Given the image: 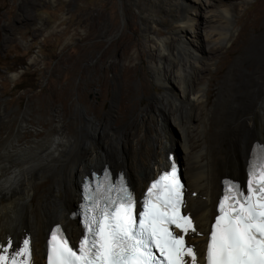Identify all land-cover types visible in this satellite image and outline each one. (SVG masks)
<instances>
[{
    "label": "bare ground",
    "instance_id": "1",
    "mask_svg": "<svg viewBox=\"0 0 264 264\" xmlns=\"http://www.w3.org/2000/svg\"><path fill=\"white\" fill-rule=\"evenodd\" d=\"M173 5L169 10L178 25L175 27L178 34L173 37L162 35L156 25L154 33L150 32L149 24H155L152 11L147 8L142 13L148 69L163 92L153 97L150 113L132 122L144 127L125 137L124 148L112 150L101 142L97 151L91 150L87 131L77 136L68 131L62 120L67 115L65 110L61 118L51 120L42 135L37 131L35 139L22 141L29 123L25 113L16 121V112L8 117L10 113L0 110V243L11 239L15 245L28 238L31 264H44L46 239L54 226H59L69 241L78 240L81 230L72 213L80 204L82 178L91 168L100 170L107 165L121 171L131 189L141 194L147 181L168 166L167 153L173 146L177 147L176 158L182 153L185 159L181 167L186 180L184 210L195 227V232L187 233L186 244L194 248L197 264H203L204 242L222 179L236 178L233 180L243 182L252 144L264 143V93L259 80L264 71V45L258 58L262 67H255L249 73L254 81L246 86L239 101L225 96L237 60L233 58L217 86L210 109L209 89L207 81H202V74L209 66L207 55L217 53L221 48L218 44L230 39L236 4L233 0H175ZM177 8L182 12L174 13ZM188 10L193 14L189 15ZM167 21L162 22L173 30ZM199 23L205 25L203 34ZM183 32L192 40L182 35ZM208 44L212 45L206 47ZM248 45L249 39L243 38L239 53ZM144 85L142 81L141 87ZM135 92L130 70L125 69L123 96L131 98ZM108 112L111 117V106ZM4 118L6 125L2 124ZM86 119L87 130L89 126L97 129L98 120ZM196 122L201 126H195ZM159 132L164 133L156 142L153 139Z\"/></svg>",
    "mask_w": 264,
    "mask_h": 264
},
{
    "label": "rangeland",
    "instance_id": "2",
    "mask_svg": "<svg viewBox=\"0 0 264 264\" xmlns=\"http://www.w3.org/2000/svg\"><path fill=\"white\" fill-rule=\"evenodd\" d=\"M174 2L0 0V110L10 113L8 117L16 112V121L25 113L29 123L22 133V141L35 139L37 131L42 135L51 120L61 118L65 110L67 115L62 120L68 131L73 136L87 131L91 150L97 151L101 142L112 150L124 148L125 137L144 127L132 122H138L142 115L150 113L153 97L163 92L148 69L142 13L147 8L152 11L155 24H149L150 32L154 33L153 26L156 25L162 35L173 37L178 34L175 31L178 25L173 22L169 10V6L174 7ZM233 3L236 9L230 39L218 44L221 48L217 53L207 55L209 66L202 74V81H207L209 89L210 109L217 86L233 58L238 61L234 63L225 96L234 101H239L246 86L253 83V75L249 73L261 66L258 58L264 45V0H233ZM175 12L179 14L182 10L177 8ZM187 12L193 14L192 10ZM164 20L174 29L167 28ZM199 25L203 34L205 25ZM182 35L192 40L188 33ZM243 38L249 39V45L239 53L238 46ZM125 69L130 70L136 90L131 98L123 96ZM259 80L263 83L261 91L264 93V71ZM142 81L145 82L143 87ZM110 106L113 109L111 117L108 116ZM87 117L99 121L97 129L89 126L87 130ZM2 124L6 125L7 119L4 118ZM194 124L201 126L197 122ZM16 125L12 126L13 132ZM163 133L159 132L153 140L158 142ZM173 147L170 151L176 156L177 147ZM177 157L183 167L182 153Z\"/></svg>",
    "mask_w": 264,
    "mask_h": 264
},
{
    "label": "snow or ice",
    "instance_id": "3",
    "mask_svg": "<svg viewBox=\"0 0 264 264\" xmlns=\"http://www.w3.org/2000/svg\"><path fill=\"white\" fill-rule=\"evenodd\" d=\"M84 199L78 247L70 245L59 226L52 228L47 264H197L194 248L185 241L195 227L182 213L183 187L175 164L151 182L142 201L123 183L102 182ZM205 261L264 264V156L251 164L246 192L226 184L210 226ZM0 264H31L29 239L0 243Z\"/></svg>",
    "mask_w": 264,
    "mask_h": 264
},
{
    "label": "water",
    "instance_id": "4",
    "mask_svg": "<svg viewBox=\"0 0 264 264\" xmlns=\"http://www.w3.org/2000/svg\"><path fill=\"white\" fill-rule=\"evenodd\" d=\"M177 162L180 164V159L179 158H176Z\"/></svg>",
    "mask_w": 264,
    "mask_h": 264
},
{
    "label": "flooded vegetation",
    "instance_id": "5",
    "mask_svg": "<svg viewBox=\"0 0 264 264\" xmlns=\"http://www.w3.org/2000/svg\"><path fill=\"white\" fill-rule=\"evenodd\" d=\"M134 192V191H133ZM135 193V192H134Z\"/></svg>",
    "mask_w": 264,
    "mask_h": 264
},
{
    "label": "clouds",
    "instance_id": "6",
    "mask_svg": "<svg viewBox=\"0 0 264 264\" xmlns=\"http://www.w3.org/2000/svg\"><path fill=\"white\" fill-rule=\"evenodd\" d=\"M181 165V164H180Z\"/></svg>",
    "mask_w": 264,
    "mask_h": 264
}]
</instances>
